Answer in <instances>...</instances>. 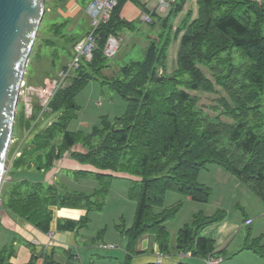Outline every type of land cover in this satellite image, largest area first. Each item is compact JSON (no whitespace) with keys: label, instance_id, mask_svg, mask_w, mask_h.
<instances>
[{"label":"trees","instance_id":"16d2710c","mask_svg":"<svg viewBox=\"0 0 264 264\" xmlns=\"http://www.w3.org/2000/svg\"><path fill=\"white\" fill-rule=\"evenodd\" d=\"M125 1L118 0L108 20L97 29L92 59L82 62L68 85L52 97L49 111L57 115L34 134L32 143L38 152L32 153L30 160L44 169L67 151L78 162L94 167L99 180L123 172L135 177L129 195L137 199V207L127 231L122 264H133L135 244L146 233L154 237L162 253L190 252L191 257L204 259L215 254L214 242L199 230L221 215L203 218L194 214L189 225L177 230L172 245L165 223L178 206L163 207L164 196L169 190H177L194 201L206 202L209 188L198 182L197 176L202 166L216 162L264 200V0H198L196 17L181 34L177 67L156 75V67H164V44L151 37L143 59L123 65L120 77L107 81L127 101L122 115L113 120L103 118L100 126L87 134L69 131L68 120L76 107L74 97L95 73L107 67L102 53L107 37L133 27L120 16ZM178 6L176 0L171 2L170 12ZM147 14L153 22L155 12ZM235 53L242 60L238 64ZM215 85L226 95L218 97L213 106L216 114L211 115L191 91L213 93ZM25 158L14 162L15 167L26 166L29 160ZM107 182L87 194L61 193L54 184L45 186L40 180L23 179L10 182L7 205L15 216L48 232L50 206L77 207L83 203L101 209L103 203L98 197L106 194ZM87 220L84 217L81 221ZM245 247L264 255L260 245L247 242ZM10 250H0V264H10ZM39 258L42 264H58L45 250L34 251L28 264H36Z\"/></svg>","mask_w":264,"mask_h":264},{"label":"rangeland","instance_id":"374dc122","mask_svg":"<svg viewBox=\"0 0 264 264\" xmlns=\"http://www.w3.org/2000/svg\"><path fill=\"white\" fill-rule=\"evenodd\" d=\"M165 1L169 4L172 2V0ZM87 2V0H80L84 7ZM176 2L179 5L178 9L170 12V5L161 10L159 0H147L146 5L149 8L152 5L155 6V14L152 15L154 21L150 23L142 20V18L135 19L132 24L133 27H125L119 32L122 41L116 52L112 56L106 57L105 64L107 67L103 68L101 73H95L74 97L76 107L74 114L68 120L67 129L69 131L87 134L93 130L94 126H100L103 118L113 120L122 115L126 110L127 101L116 90L112 89L107 81L120 77L119 70L123 65L142 60L151 37L158 38L159 42L164 44V67L167 69L157 66L156 75L161 76L164 73H170L177 67V53L181 34L196 17L198 0H176ZM61 10H65L64 0H45V14L39 25L23 76V81L26 83L20 88L21 93L14 119L12 142L6 156L8 169L17 160H22L23 156L26 157L24 161L32 162L30 155L38 152L34 149V134L42 130L57 115V113L46 111L42 116H34L36 108L38 113L41 110L39 108L42 96L32 92L31 86L41 87L45 82L55 77L66 62L73 57L74 41L84 36L89 30V22L86 18H81L78 22L73 23L72 18L67 19L60 14ZM238 56L237 53L233 54L234 62L237 64L242 61ZM202 69L211 78L210 72L204 67ZM68 83L69 81L67 85ZM215 88L216 91L213 93L199 90L191 91L198 97L200 106L211 115L216 114L213 106L216 105L218 97L226 95L218 85H215ZM68 160L73 161L69 163ZM43 162H45V157H43ZM58 162L56 171L61 172L56 173L55 177H53V166H45L44 169H39V166H35L33 163L34 165L31 167L19 169L21 178L31 181L41 180L46 186L49 182L45 180L49 177L52 178V184L63 187L66 192L78 191L87 194H91L93 189L98 188L100 184L106 185V181H108L109 188L106 194L103 198L98 197L103 203L102 208L99 210L92 208L88 214V231L97 230V235L94 234L86 241L87 245L92 243L95 246L92 255L89 256L92 261L90 260L87 264H121L128 241L127 231L134 221L137 207V199L129 195L132 178L127 176L128 173L126 172L122 173L125 174L124 176L113 174L100 180L97 178L95 180L91 174L77 177V175H73L75 172V169L71 168L73 164H84L78 165V168H88L91 165L80 163L71 156L68 157L67 151L62 153ZM8 169L2 177L0 205L2 193L9 186V174L11 181L17 175L18 169L11 168V173L8 172ZM197 180L209 188L210 193L206 202L194 201L188 195L177 190H169L164 196L163 207L178 206L175 215L166 221L170 232V243L174 242L176 232L180 227L191 223L194 214L199 213L203 218L206 216L215 217L220 214L219 219L200 228L199 234L211 238L214 245L228 236L224 243L231 242L229 251L233 250L234 246L242 238L244 240V236L248 234L250 237L245 239V243L250 242V245L253 243L255 247L260 245L261 247L258 249H264V214L262 213L264 200L255 194L247 183L238 179L222 164L216 162H209L202 166L198 172ZM91 199L96 200V195H92ZM3 200L5 201L6 198ZM232 229L235 233L229 235V231ZM254 233L260 234L259 240L254 241V238L251 237ZM101 243L114 244L115 248L103 249L99 247ZM226 253L227 250L223 252V255L221 253L223 264L229 261L235 264L236 259L240 260L239 264H242L241 259L244 257L242 254L235 256L232 252L229 255ZM171 254L169 255L172 256ZM186 259L183 261L190 264H203L201 259L197 257L189 256ZM257 259L252 261L245 259L243 264H264V255H259ZM256 261L260 262L256 263Z\"/></svg>","mask_w":264,"mask_h":264},{"label":"crops","instance_id":"0c3cea01","mask_svg":"<svg viewBox=\"0 0 264 264\" xmlns=\"http://www.w3.org/2000/svg\"><path fill=\"white\" fill-rule=\"evenodd\" d=\"M87 1L89 2V0ZM137 1L138 2L133 1V0H126L121 8L120 16L124 18L126 21L130 22L131 25L133 24V21L135 19H141L145 13L155 12L154 5H152L151 8H149L146 5L147 0L146 1L137 0ZM64 7H65V10L64 11L61 10L60 14H62L63 17H67V19L72 18L73 23L78 22L81 18H86L88 22H90L89 17L85 11L86 6L85 7L82 6V4L80 3V0H64ZM43 79H46V78L43 77ZM67 155L68 157H70L69 153H67ZM72 161L73 160H68L67 162L70 163ZM58 163L59 162L57 159L54 161L52 165L54 167L53 177H55L56 173L58 174L61 172V171H56V167ZM29 165L30 166L33 165V162H29L28 164H26V166H21V167L28 168ZM78 165L82 166L84 164H73L71 166V168L75 169V172L73 175H77V177H79V176H86L87 174H91L94 179L96 178L95 173L93 172L95 171L94 167L89 166L88 168H78L77 167ZM13 167L18 170H17V175H15L12 181L10 179V174H9L8 180L10 182L15 183L16 181L18 182L23 179H26V178H21V175H20L21 171H19L21 167H15L14 164L8 169L9 173H11L10 169ZM114 174L122 175V176L125 175L122 173H114ZM127 176H129L130 178H135V177L130 176L129 174ZM45 181L49 182L48 184H52L51 183L52 178L47 177ZM55 187H57V190L59 192L66 193V190L63 187L56 186V185ZM4 198H6L5 201L3 200ZM1 199H2V202L0 205V250L3 247H6L7 249L12 248V250H10L11 252L10 256L8 252V256H9L8 259H9L10 264H28L32 257V253L34 251L40 252L42 250H45L48 253H51L53 260L57 262L58 264H87L90 262L91 257L89 256L92 255V250L95 249L94 248L95 246L92 243L90 245H87L86 241L88 238L93 237L94 234L97 235V230H93L94 232L88 231L89 218L85 222H82L81 220L84 217H89L88 214L90 213V210L93 207L89 208L83 203L77 207H64V206L57 207L54 205L50 206L52 216H51V221L49 224V230L48 232H43L42 230L38 229L35 225L12 214V212L9 210L8 205H7V199H9L8 191H4L2 193ZM97 210L99 209L97 208ZM262 213L264 214V211ZM165 226L167 227L169 231V228L166 223H165ZM234 229L229 231V235H232L233 233H235L233 231ZM259 236L260 234L258 235L257 233H254L251 237L256 239ZM248 237H250L248 236V234L245 235L244 240L242 238L240 242L236 246H234V249L230 251L228 249H229L231 242L227 244L224 243L225 239H227L228 236H226L225 239L222 240L220 243L217 242L214 245V252H215L214 255L219 256L221 258V261L218 264H223L224 261H223L222 255L225 250H227L226 254L228 255L231 252L235 256L238 254L239 255L242 254L244 256L241 259L242 264L245 259H249L251 261L255 259L258 260L257 257L259 255H257L254 250L245 247V244H246L245 239H248ZM174 242H175V239H174ZM174 242L171 244L174 245ZM134 250H135V253L132 255L133 264L153 263L155 262L156 254L158 252H161L159 249L158 243L154 240V237L147 233L142 235L137 240ZM126 253L127 251L125 250V255ZM175 254L177 253H172L171 255H175ZM125 255H124V258H125ZM187 257L189 256H183L176 264H179L181 262L188 263V262L183 261ZM236 260L237 261L235 264H239L240 260L238 259ZM201 262L204 264L203 259H201ZM230 262L231 261L224 263V264H234ZM259 262L260 261H256V263H259ZM36 264H42V259L40 258L37 259Z\"/></svg>","mask_w":264,"mask_h":264},{"label":"water","instance_id":"95a60500","mask_svg":"<svg viewBox=\"0 0 264 264\" xmlns=\"http://www.w3.org/2000/svg\"><path fill=\"white\" fill-rule=\"evenodd\" d=\"M44 14L45 0H0V186L20 87Z\"/></svg>","mask_w":264,"mask_h":264},{"label":"built area","instance_id":"2783aa9c","mask_svg":"<svg viewBox=\"0 0 264 264\" xmlns=\"http://www.w3.org/2000/svg\"><path fill=\"white\" fill-rule=\"evenodd\" d=\"M175 0H172L174 2ZM161 10L165 9L167 5H170L165 0H159ZM118 0H89L86 5L85 11L89 17V30L78 39L74 45V55L69 59L66 64L57 72L55 77L45 82L41 87L31 86L30 90L36 92L41 98L40 113L42 116L44 112L49 111V103L54 94L67 85V82L74 75L75 71L79 68L82 62H89L92 59L93 51L97 42V29L99 26L106 22L110 17L112 11L117 6ZM143 20L150 22V15L145 13L142 16ZM120 34V33H119ZM119 34L109 35L104 44L102 53L105 57L112 56L120 42L122 36ZM25 81H22L21 87L25 85ZM20 87V88H21ZM21 93V91H20ZM19 93V94H20ZM26 105V104H25ZM38 116V117H39ZM99 247L103 249H113L114 244L101 243ZM190 252H179L170 256L169 254L158 252L155 256L156 264H176L183 256H190ZM175 256V257H174ZM204 264H218L221 261L219 256L209 254L203 259Z\"/></svg>","mask_w":264,"mask_h":264}]
</instances>
